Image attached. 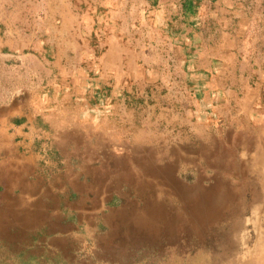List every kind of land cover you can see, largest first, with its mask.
I'll list each match as a JSON object with an SVG mask.
<instances>
[{
	"label": "rangeland",
	"instance_id": "obj_1",
	"mask_svg": "<svg viewBox=\"0 0 264 264\" xmlns=\"http://www.w3.org/2000/svg\"><path fill=\"white\" fill-rule=\"evenodd\" d=\"M192 1L187 21L182 1L0 0V109L116 133L38 109L54 163L24 209L0 196V264H264V0ZM221 43L210 95L188 92Z\"/></svg>",
	"mask_w": 264,
	"mask_h": 264
},
{
	"label": "crops",
	"instance_id": "obj_2",
	"mask_svg": "<svg viewBox=\"0 0 264 264\" xmlns=\"http://www.w3.org/2000/svg\"><path fill=\"white\" fill-rule=\"evenodd\" d=\"M154 1L166 3L169 6L172 3H176V2L178 3L179 1H186V0H145V4L148 5V3H151ZM170 8L171 6H169V9ZM161 11H162V8L157 9L154 12L151 11V14H152L151 17H153V20H156L157 26L161 23V22H158V18L161 19V16L155 13L156 12L161 13ZM167 12L169 13L170 11H167ZM148 14H150V11ZM221 18L226 19L224 15H222ZM95 35H98V34L96 33ZM115 36H116V31H114V34L112 36H109V40L107 41V44L108 42L109 44L107 45L106 53L108 54V56H110L114 52V53H118L119 56L101 59L102 62H100V66L98 67L99 71L103 73V75H101L98 78L101 84L103 82L108 84L109 83L107 82L108 78L110 79L111 76H114V71L117 72L118 68H120V63H121L120 60L124 53H122L123 49L119 46V44H115L116 42L114 40ZM218 46L223 47V48H219ZM218 46L212 47V49H209V50L205 48L206 52H205L204 57H202V63L195 66L196 69L200 67V68H207L209 69L210 72L212 70V74L207 76V73H206L204 75L205 79L202 76H199V79H198L195 76L193 77L192 74H189V76H187V73L184 76L185 81H187L188 83L186 84L187 86L186 89L188 90V92L192 90L191 84L193 82V79H195L196 80L194 82L195 84L199 82L203 83V81L205 83L203 87H201L200 91L199 89L196 90V94H198V91H199V94H203V96L205 95L208 96V94L210 93V90H209L210 88L208 89V87L211 83L213 84L215 82L211 76H213V73L215 72V70H216L215 73H217L218 69L223 65L222 60L219 54L217 53L220 51L224 52L225 50V53L227 54V50H228L226 49L227 45L225 46L221 43V44H218ZM109 51L112 53H108ZM130 58H131V54L129 55L128 59ZM128 59L125 63L126 66L128 64V66L126 67L127 69L125 73L118 74V76L126 75L127 78L128 77L131 78V80L129 79L130 82H133L132 76H134L133 74L134 66L132 64V61ZM224 66H226V64L223 65L222 69H224ZM227 67L228 66H226V68ZM191 68L195 69L193 67ZM107 69L109 70V72L107 71ZM76 71L78 72V69H76ZM81 71L84 72L83 77L86 78V80H89V77L86 76L85 69H81ZM245 86L246 85H244V87ZM70 87L71 86L69 85V88ZM80 87L81 86H79V88ZM193 93L195 95V90H193ZM59 94H60V91H55L51 95L57 98ZM228 94H230L231 96L232 92H229ZM226 98L228 99L227 95H226ZM217 99L218 101L222 100L219 103L225 106V104L223 103V97L221 96V93ZM230 99L232 98L229 97V100ZM39 104L40 106H37L36 110L34 109V106H33L30 109H27L26 111L19 110L13 114H11V112L6 110L5 108L0 109V187H1L0 196L5 197L6 195L10 196L12 194H16L18 204L21 205L20 209L25 208L23 207V204L24 205L27 204V200H29V198L31 197L32 192L35 189V183H37V179L47 178L46 176L47 173L45 172H49L51 165L54 163L53 150L46 151V152L38 150L37 143L44 144L46 148L51 147L53 149V144L57 142L55 141L56 136L52 135L53 137L51 138L52 140L50 139L48 140L49 145L46 144V140L48 138L47 133H46L47 131H44L38 122L41 115H43V119L46 123L45 125H47V130L48 129L51 130L52 133L54 132L53 130H57L59 126L70 127L73 125L75 126L73 127V129L79 131V133L86 132L89 134L91 132H96V134L100 136L103 135V133L105 134L108 133L110 134L111 137H113V135H116V133L106 130L105 128H99V129L93 128V126H91V124L88 123L87 121H83L81 123L73 122V121H66V122L59 121L58 120L59 118H56L54 115H52V117L49 115V111L47 107L46 106L44 107V104H45L44 102H41ZM215 105L217 104L216 103L211 104L210 106L211 112L212 110L216 109ZM41 107L42 108L44 107L46 109V113L45 114L40 113L41 115H39L38 109H40ZM130 125L131 124H128L127 126H130ZM39 136L41 138H38ZM114 138L116 139L115 136ZM38 139H41V140L39 141ZM108 140L110 141L111 139H108ZM33 143H36L35 148L33 147ZM40 152L41 154H39ZM15 200L16 199H14L13 201Z\"/></svg>",
	"mask_w": 264,
	"mask_h": 264
},
{
	"label": "trees",
	"instance_id": "obj_3",
	"mask_svg": "<svg viewBox=\"0 0 264 264\" xmlns=\"http://www.w3.org/2000/svg\"><path fill=\"white\" fill-rule=\"evenodd\" d=\"M197 2L196 1H192V0H186V1H182V4H181V14L182 15H185L187 19V21H189L192 17V14H194L195 12V4Z\"/></svg>",
	"mask_w": 264,
	"mask_h": 264
}]
</instances>
